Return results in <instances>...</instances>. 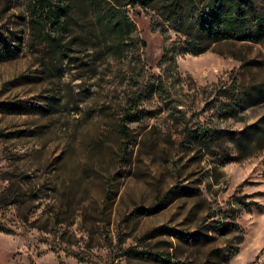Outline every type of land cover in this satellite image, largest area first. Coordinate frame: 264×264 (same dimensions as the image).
I'll return each instance as SVG.
<instances>
[{"label": "rangeland", "instance_id": "rangeland-1", "mask_svg": "<svg viewBox=\"0 0 264 264\" xmlns=\"http://www.w3.org/2000/svg\"><path fill=\"white\" fill-rule=\"evenodd\" d=\"M70 4L56 32L36 0H0V33L19 38L0 59V264H264V135L225 141L226 161L184 132L263 120L264 101L235 102L264 85V40L174 53L172 68L163 50L184 36L154 3H115L135 24L119 52L91 3ZM158 76L163 91L124 121Z\"/></svg>", "mask_w": 264, "mask_h": 264}, {"label": "trees", "instance_id": "trees-1", "mask_svg": "<svg viewBox=\"0 0 264 264\" xmlns=\"http://www.w3.org/2000/svg\"><path fill=\"white\" fill-rule=\"evenodd\" d=\"M92 4L102 33L108 37V47L119 52L125 43L132 44L134 38L131 33L135 24L125 14L123 8L115 3L124 1L121 5H134L149 7L152 3L157 5L160 16L167 22L168 28L177 34L183 35V40L175 46L171 43L163 50L161 61L172 63V55H196L205 51L212 43L221 40H238L260 42L264 40V18L261 16L255 0H87ZM71 0H36L41 16L48 20L54 31H66L68 19L71 15ZM119 5V4H118ZM18 36L14 32L8 35L0 33V59H12L19 51ZM127 41V42H126ZM144 45V42H141ZM64 52L68 47L60 45ZM161 78L148 79L136 94L129 98L122 119L132 121L143 116V110L138 109L139 101L145 95L161 93L163 91ZM236 105L240 109L264 101V85H253L240 93L236 98ZM261 122L252 123L239 130L223 128H208L196 126L185 128L184 132L192 142L202 145L208 152L218 155L221 160L236 159L231 156L225 146L229 141L237 149L243 150L251 143L260 141L264 135V117ZM122 133L127 135V128L122 126ZM217 148L218 154L212 149ZM174 189V188H173ZM1 229V228H0ZM157 255V254H156Z\"/></svg>", "mask_w": 264, "mask_h": 264}]
</instances>
